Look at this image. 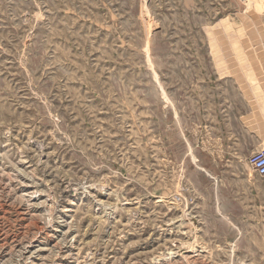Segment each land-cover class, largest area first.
Returning <instances> with one entry per match:
<instances>
[{
    "label": "rangeland",
    "instance_id": "rangeland-1",
    "mask_svg": "<svg viewBox=\"0 0 264 264\" xmlns=\"http://www.w3.org/2000/svg\"><path fill=\"white\" fill-rule=\"evenodd\" d=\"M262 148L264 0H0V264H264Z\"/></svg>",
    "mask_w": 264,
    "mask_h": 264
},
{
    "label": "built area",
    "instance_id": "built-area-1",
    "mask_svg": "<svg viewBox=\"0 0 264 264\" xmlns=\"http://www.w3.org/2000/svg\"><path fill=\"white\" fill-rule=\"evenodd\" d=\"M247 163L254 173L264 182V148L251 155Z\"/></svg>",
    "mask_w": 264,
    "mask_h": 264
},
{
    "label": "bare ground",
    "instance_id": "bare-ground-1",
    "mask_svg": "<svg viewBox=\"0 0 264 264\" xmlns=\"http://www.w3.org/2000/svg\"><path fill=\"white\" fill-rule=\"evenodd\" d=\"M11 207V206H10ZM196 219V218H195Z\"/></svg>",
    "mask_w": 264,
    "mask_h": 264
}]
</instances>
